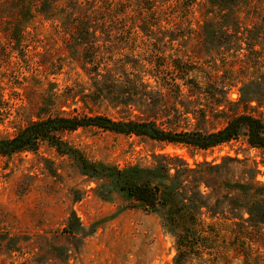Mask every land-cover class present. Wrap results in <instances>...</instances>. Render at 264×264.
Returning a JSON list of instances; mask_svg holds the SVG:
<instances>
[{
  "label": "rangeland",
  "instance_id": "obj_1",
  "mask_svg": "<svg viewBox=\"0 0 264 264\" xmlns=\"http://www.w3.org/2000/svg\"><path fill=\"white\" fill-rule=\"evenodd\" d=\"M78 2L89 10L100 4L0 0V136L60 113L203 131L240 113L264 118V0H114L115 15L131 5L120 17L127 32L111 39L123 48L114 57L136 77L129 82L121 74L119 100L98 101L82 96L93 82L70 32ZM63 139L73 152L44 141L36 151L0 155V264H172L176 238L160 208L145 206L112 176L119 169L127 182L170 184L175 169L167 175L162 167L172 164L194 169L185 181L189 195L201 180L208 223L217 221L223 233L252 232L246 248L222 243L194 262L264 264V149L246 135L208 149L94 126L66 131ZM78 155L96 170H84Z\"/></svg>",
  "mask_w": 264,
  "mask_h": 264
},
{
  "label": "trees",
  "instance_id": "obj_2",
  "mask_svg": "<svg viewBox=\"0 0 264 264\" xmlns=\"http://www.w3.org/2000/svg\"><path fill=\"white\" fill-rule=\"evenodd\" d=\"M130 6L129 4L128 8ZM39 7L42 6L36 5L37 13L42 14L44 11ZM74 7L80 11V16L72 24L71 37L79 39L82 48V68L93 82L90 93L82 94L83 100L88 101L85 100L88 96L97 101L111 100V98L119 100L121 95L118 92V77L124 74L129 78V82L132 81L130 75L136 77L133 71H128L127 63H120L115 59V50L122 51L123 48L117 49L111 40L115 32H127L128 25L122 23L120 17L126 14L128 8L121 9L122 11L115 15L118 6L114 0H100V4H94L90 10L81 2ZM140 7L143 11H150L153 8L142 5ZM145 19L146 17L141 18L138 23L144 22ZM123 89L124 87L120 92ZM129 93L130 91L127 90L121 94L124 96ZM88 126L128 135L147 136L162 142L185 143L200 149H208L246 135L253 146L264 149V118L250 112L237 114L221 128L211 131L176 130L163 126L155 119H121L107 114L60 113L32 120L11 136H0V155L36 151L44 141L56 147L59 152H73L63 139V133ZM78 157L84 170L88 167L96 170L95 165H91L84 156L78 155ZM172 169H175V173L171 174L170 184L150 181L127 182L123 180L125 172L119 169H115L112 175L122 190L142 201L145 206L160 208L164 225L176 238L177 254L172 264H197L194 262L195 259H201L208 253L212 254L210 250L216 249L222 243L234 249L241 246L246 248L245 241L252 234L249 229L238 231L231 229L223 233L224 231L216 227L217 221L208 223L203 218V208L207 207L204 200L207 196L200 189L201 180L197 179L196 194L193 191L192 195H189L185 187V181L192 178L190 172H194V169L188 164L187 173L173 164L165 169L162 167L167 175ZM203 184L207 183L203 181ZM261 205L258 209L264 216V205ZM249 214L252 217L255 214L254 210L250 209ZM209 217L215 219L217 215L213 214ZM227 219L233 218L227 217ZM247 259L249 260V257Z\"/></svg>",
  "mask_w": 264,
  "mask_h": 264
}]
</instances>
